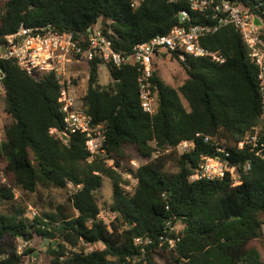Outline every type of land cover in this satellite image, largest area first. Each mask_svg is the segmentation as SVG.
Wrapping results in <instances>:
<instances>
[{
	"label": "trees",
	"instance_id": "trees-1",
	"mask_svg": "<svg viewBox=\"0 0 264 264\" xmlns=\"http://www.w3.org/2000/svg\"><path fill=\"white\" fill-rule=\"evenodd\" d=\"M187 7L169 0H144L137 8L131 0H3L0 43L22 24L71 32L76 39L100 24L113 48L130 54L137 44L181 24L179 13ZM202 45L224 54L226 62H179L188 76L179 87L154 70V115L140 104L139 66L107 65L112 81L103 86L101 59L90 63L86 91L77 98L94 124H104L106 136L105 156L92 160L83 134L64 141L50 133L64 129L55 76L36 79L14 60L1 62L3 110L10 122L0 139V205L6 206L0 211V264H39L28 257L33 249L19 252L18 240L47 237L51 229L60 241L49 244L50 264H159L161 251L168 253L169 264H264L256 246L264 242V159L250 146L238 147L258 125L264 141L258 69L233 27L202 39ZM190 140L194 146L180 153L178 145ZM129 153L141 162L127 169L136 181L131 191L120 170ZM205 156L226 160L240 183L229 173L192 180ZM104 178L112 187L105 206L114 216L110 223L99 218ZM68 184L75 192L66 203L33 219L16 197L17 189L35 193L39 187L65 190ZM98 243L104 248L86 251V245Z\"/></svg>",
	"mask_w": 264,
	"mask_h": 264
},
{
	"label": "built area",
	"instance_id": "built-area-1",
	"mask_svg": "<svg viewBox=\"0 0 264 264\" xmlns=\"http://www.w3.org/2000/svg\"><path fill=\"white\" fill-rule=\"evenodd\" d=\"M143 1L131 0V6L137 8ZM177 1H185L188 6L179 13L181 24L174 26L167 34L137 44L130 54L116 51L111 40L98 25L89 27L84 36L76 39L71 32L55 31L49 26L30 28L22 24L16 32L6 35L0 43V67L2 61L14 60L20 70L33 78L41 79L52 74L55 76L60 88V111L63 114L64 129L59 131L52 128L50 133L62 139L66 137V140L72 134H83L85 148L90 153L89 160H92L98 155L105 156V126L93 123L73 92L80 71L86 72L88 79L90 63L96 57L101 59L105 66H139L140 104L145 113L154 115L158 107L156 86L153 82L154 58L168 55L180 63H185L190 58H207L216 64H223L227 60L224 54L204 47L202 39L225 27H233L243 40L250 63L258 69L257 84L262 100L261 118L264 119V0H169ZM2 78L3 72L0 69V83ZM262 132L261 125L254 127L238 147L242 149L244 146H250L251 151L264 159ZM196 137H201V134L197 133ZM208 140V137H204V141ZM194 144L195 140L183 141L177 149L184 153ZM256 147H259L257 151ZM133 164L137 165L134 161ZM227 173L235 179V184L240 183L235 167L229 166L226 160L205 156L191 179H222ZM36 216L37 211L32 209V217ZM135 243L141 244L142 239L136 238ZM19 252H23L21 244Z\"/></svg>",
	"mask_w": 264,
	"mask_h": 264
},
{
	"label": "rangeland",
	"instance_id": "rangeland-1",
	"mask_svg": "<svg viewBox=\"0 0 264 264\" xmlns=\"http://www.w3.org/2000/svg\"><path fill=\"white\" fill-rule=\"evenodd\" d=\"M3 0H0V3ZM100 26V24H98ZM154 70L160 76V78L167 84L173 87H179L186 79L187 74L181 64L173 57L165 55L163 58H154ZM88 75L84 71H80L78 73V79L76 80L75 90L73 92L76 93L78 97L79 93H84V89L87 87V79ZM111 76L109 71L105 65L100 67L99 71V83L103 86L111 83ZM185 105L187 103L184 101ZM4 102H3V89L0 83V139L4 136V126L10 122V117L4 112ZM66 140V139H64ZM127 157L122 162V174L124 178L130 179L131 184L127 187L128 191H131L133 186L136 184V181L132 179L129 174H126L128 168H137L139 166L140 159L134 153L127 154ZM133 161L137 163V165L133 164ZM111 165L112 161H109ZM0 182H4V175L0 171ZM75 192V188L72 184H68V188L65 190L61 189H43L41 187L35 193H26L21 191L20 189L16 190V197L19 199V202L26 207V215L29 219H33L32 217V209L37 211L38 216H42L44 212H52L55 211V206L58 204L66 203L67 196L71 193ZM99 203L101 206V211L99 214V218L105 221L106 223H110L113 219V215L109 213L108 209L105 208L106 205H109L112 199V187L110 180L104 178L103 185L99 189ZM6 206L0 205V211H5ZM178 231L182 229L181 225H176L175 227ZM52 235L47 237L35 236L33 240L29 242H25L22 240H18V242L22 245L23 250L25 248L33 249L28 257L31 261H35L39 264H50L51 256L48 254V247L50 243L55 244L60 241V237L57 235V232L51 229ZM256 246L261 251V254L264 259V242L258 241ZM104 245L102 243L86 245V251H92L97 249H103ZM157 262L159 264H169L170 259L167 252L161 251V255L157 257Z\"/></svg>",
	"mask_w": 264,
	"mask_h": 264
},
{
	"label": "water",
	"instance_id": "water-1",
	"mask_svg": "<svg viewBox=\"0 0 264 264\" xmlns=\"http://www.w3.org/2000/svg\"><path fill=\"white\" fill-rule=\"evenodd\" d=\"M179 18H181V16H179ZM256 22H258V20H256ZM63 139H66V137H63Z\"/></svg>",
	"mask_w": 264,
	"mask_h": 264
},
{
	"label": "crops",
	"instance_id": "crops-1",
	"mask_svg": "<svg viewBox=\"0 0 264 264\" xmlns=\"http://www.w3.org/2000/svg\"><path fill=\"white\" fill-rule=\"evenodd\" d=\"M8 124V123H7Z\"/></svg>",
	"mask_w": 264,
	"mask_h": 264
}]
</instances>
